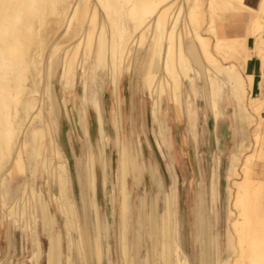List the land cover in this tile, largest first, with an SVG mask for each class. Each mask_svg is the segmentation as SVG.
I'll return each mask as SVG.
<instances>
[{
  "label": "bare ground",
  "instance_id": "obj_1",
  "mask_svg": "<svg viewBox=\"0 0 264 264\" xmlns=\"http://www.w3.org/2000/svg\"><path fill=\"white\" fill-rule=\"evenodd\" d=\"M246 1L0 0V221L5 211L11 227L19 225L24 249L40 218L51 234L47 264H76L72 240L63 230L64 216L71 226L70 235L75 237L78 264H90L91 251L96 263L104 264L110 244L104 243L108 229L97 200L100 168L103 187L110 192L109 203L119 200L121 263L137 264L132 251L137 244L130 239L129 186L130 179L138 182L139 165L146 169L147 159L143 147L139 144L137 148L127 137L125 82L131 79L134 61L143 54L142 92L153 99L158 113L167 98L181 123L185 96L192 116L200 97L197 84L203 79L217 125L226 116L227 94L239 103L242 134L228 163V255L222 264H264V83L262 94L252 96L253 76L243 74L254 56L264 65V0L257 9ZM101 11L108 23H101ZM239 13L247 15L245 23H232L225 16ZM250 38L255 39L253 47ZM93 66L98 74L104 70L110 73L119 163L118 187L114 188L102 148L98 145L95 150L91 145L84 174L86 187L81 194L92 216L88 230L74 192L73 167L61 144L50 81L60 71L63 97L79 79L88 84ZM99 99L94 103L98 113ZM39 180L43 184L38 188ZM176 196L172 190L165 191L161 212L151 199L152 248L143 264H191L179 236ZM34 240L39 259L42 245L38 238ZM201 255L199 264L215 263L208 251Z\"/></svg>",
  "mask_w": 264,
  "mask_h": 264
},
{
  "label": "rangeland",
  "instance_id": "obj_2",
  "mask_svg": "<svg viewBox=\"0 0 264 264\" xmlns=\"http://www.w3.org/2000/svg\"><path fill=\"white\" fill-rule=\"evenodd\" d=\"M181 1L183 4L184 0ZM105 17L101 11V23L102 20L107 22ZM62 51L59 52L61 58L64 54ZM47 56L49 57L48 53L45 57L46 64L49 60ZM142 60L143 54H140L138 60L134 61L131 79L127 78L125 82L128 110L127 137L137 148L139 144L143 147L144 158L147 159L146 169L139 165L138 182L130 179L129 186L131 193L129 223L132 230H130V239L131 242L137 244V247L134 245V250H132L136 253L137 264H143V260L151 254L152 244L149 235L151 199L156 200L157 208L161 212L166 190L175 192L177 200L179 199V236L191 264H199L198 260L202 258L201 254L206 251L214 260V264H222L228 255L226 251L227 210L229 207L227 171L230 154L236 146L235 138L233 139V135L237 134L235 119L232 117L231 122L225 118L217 125L204 90L206 88L205 79H203L204 82L200 81L197 84L200 97L195 103L192 116L186 109L185 96L183 97L185 113L181 123L178 122L173 104L167 98L163 100L162 111L158 113L153 99L142 92L144 85ZM107 71H100L101 73L98 74L94 71L93 66L88 84L84 85L79 79L76 86L73 87L74 90L69 89L63 97L59 87L60 71H57L53 80L50 81L53 84V89L50 90L54 99L53 112L61 129V144L68 154L71 167H73L74 192L80 203L82 216L87 221L88 230L91 229L92 216L89 209L86 208V204L81 200V194L84 193L86 187L84 174L88 171V153L91 145L95 150L99 146L102 148L103 156L107 159L112 185L114 188L118 187L119 149L113 97L109 90L110 73ZM97 99L101 104L100 113L94 106ZM48 108L49 105L46 110L50 112ZM88 132L89 134H87ZM103 173L100 168L97 169V200L103 221L108 229L106 231L107 239H104V243L105 245L110 244L111 252L105 253L104 264H122L118 244L119 200L117 197L112 203H109L108 194L110 192H106L103 187ZM42 182L38 181V188L43 184ZM110 189L111 187H109ZM81 204L83 208L85 207L84 209ZM56 210L54 207V214L57 212ZM2 216L0 221V264H21L22 261H25L26 264H47L51 234L42 219L39 218L38 229H33V233L34 231L35 233L31 235V239L24 249L19 225H16V229L14 226L11 227L5 211ZM61 222L64 233H67V238L72 240V253L75 263L78 264L74 250L75 237L73 234L70 235L71 226L64 216H62ZM55 223L58 224L56 218ZM36 238L42 245V257L40 256L39 259L35 249L34 239ZM88 257L90 264H97L93 251L89 252Z\"/></svg>",
  "mask_w": 264,
  "mask_h": 264
},
{
  "label": "crops",
  "instance_id": "obj_3",
  "mask_svg": "<svg viewBox=\"0 0 264 264\" xmlns=\"http://www.w3.org/2000/svg\"><path fill=\"white\" fill-rule=\"evenodd\" d=\"M261 0H247L246 2L248 4H250V6H252L253 8L257 9L259 6ZM226 17H228L230 19V21L232 23L235 24H242L245 23L248 20L247 15L245 14H225ZM233 28H237V27H233ZM238 28H244L243 26H238ZM231 33H235V30H230ZM239 32L242 34L243 33V29L239 30ZM263 37H264V32H263ZM255 43V39L254 38H250L249 39V46L253 47ZM261 58L254 56L253 58L249 59L247 61L245 70L243 71V74L245 76H253V86L250 90V94L252 96H259L262 94V84L264 83V65L263 62H261ZM263 66V67H262ZM204 90H206V88H204ZM227 97L230 98L226 101L224 109H225V118H228L231 122H232V117H234V121H235V127L237 128V134L233 135V139L235 138L236 141V145L238 143V141L241 138V119H240V113L239 111V103L237 101L232 100V95L230 93L227 94ZM234 101V102H233ZM232 105V106H231ZM237 107V108H236ZM232 110V112L230 113V111ZM213 113V112H212ZM231 116V117H230ZM264 116V113H263ZM224 118V119H225ZM237 138V139H236ZM218 142V140H217Z\"/></svg>",
  "mask_w": 264,
  "mask_h": 264
}]
</instances>
